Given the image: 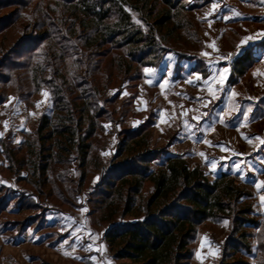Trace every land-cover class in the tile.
Instances as JSON below:
<instances>
[{
    "label": "trees",
    "instance_id": "1",
    "mask_svg": "<svg viewBox=\"0 0 264 264\" xmlns=\"http://www.w3.org/2000/svg\"><path fill=\"white\" fill-rule=\"evenodd\" d=\"M27 1L23 7H28ZM54 1L66 8L58 17L42 14L36 23L32 22L33 14L27 16L19 27L25 33L31 25L34 39L23 56L17 61L8 60L9 65L0 73L1 108L11 97L26 96L27 87L34 99L47 91L52 101L51 114L39 117L34 138H27L22 148L9 147L8 139L2 141L5 144L2 154L9 163L7 171L18 183L33 186L41 194L45 193V185L54 182L60 184L59 194H66L84 183L83 177L78 180L69 177L72 165L81 168L84 175L96 170L100 182L90 195L88 206L96 227L106 229L105 241L110 252L116 251V264H199L196 251L203 227L217 226L224 220L230 221L231 237L223 246L219 244L223 252L218 264H249L247 256L254 254V241L255 262L264 264V221L254 215V188L236 176L224 173L211 181L201 168L192 169L183 157L151 149V131L146 125L121 132L127 139L121 145V162L93 163L94 150L99 145L91 140L105 132L101 115L108 113L99 114V110L110 88L107 79L103 81L110 75L109 66L104 69L99 59L108 51H121L114 56L121 57L118 65L123 79L134 77L143 81L145 69L158 68L172 52L163 45L161 30L171 24L173 27L167 30L171 37L185 28L183 15L196 5L188 0ZM131 12L140 14L142 24L137 25ZM34 14L40 15V11ZM30 21L31 24H24ZM16 25L10 21L0 26V35ZM24 41L11 46L7 57L3 53L7 47L0 42L1 59L6 57L7 61L15 55ZM5 61L0 62V70L7 64ZM255 62L250 52L238 58L231 79L235 75L244 76ZM134 100H128L123 109L110 110V116L113 119L135 116L130 106ZM21 153L25 155L19 156ZM96 154L101 158L100 153ZM24 171L27 176L22 175ZM68 181L72 185L61 188ZM147 186L150 194L145 193ZM8 191L0 186V213ZM80 199L75 196L76 202ZM76 202L73 206V200L67 204L76 208ZM100 210L98 224L94 216ZM211 239L217 243L215 238Z\"/></svg>",
    "mask_w": 264,
    "mask_h": 264
},
{
    "label": "crops",
    "instance_id": "2",
    "mask_svg": "<svg viewBox=\"0 0 264 264\" xmlns=\"http://www.w3.org/2000/svg\"><path fill=\"white\" fill-rule=\"evenodd\" d=\"M212 2L213 0H205L200 2L199 5L209 9V15H207L208 18L204 19L206 21L204 24L220 29L221 40H223L227 31L230 32L237 28L241 30L243 28L241 30L242 34L240 31L236 33L238 37L235 40L234 52L221 47L216 52L204 50L201 57L178 52L167 54L158 68H149L153 71L145 72L143 84L140 88V97L135 100L136 113L137 115H142V119L146 118V113H150L154 117L156 125L158 123H167L161 118L163 117L162 114H158V108L146 104L143 106L144 91L159 93L160 89L165 88L169 92L166 87L167 83H164L165 81L170 82L173 87L188 83L191 89L198 90L199 95H193L189 92L185 94L188 101L192 100L193 103H200L201 111L194 110L191 116L188 113V118H186L185 124L179 132L180 135L178 133L179 136H176L178 138L177 141L184 144L187 150L182 152L172 151L171 149L174 145L171 144L167 154L183 157L192 169L201 168L212 181L221 174L230 173L241 182L251 185L254 188L256 197L254 215L259 221H264V201H262L264 184L259 183L264 181V0H215L218 4V8L215 10L211 8ZM222 29L224 30L222 31ZM246 37H252V39L242 43ZM205 52L210 55L205 56ZM247 52H250L256 60L253 74L261 78L258 80V84L263 95L254 97L251 93V96L238 99L236 97V89L239 87L238 82H231L233 64ZM221 57H227V59H221ZM224 67H228L229 71L225 74L224 92L221 93L217 91L221 87L217 82L219 79L218 70H222ZM196 73H201L203 78L197 79ZM209 76H215L216 79L209 80ZM162 84L164 85L163 87H161ZM201 91L208 94L205 95ZM233 92L235 94L230 95ZM45 93L50 99V94L47 91H44L36 99L29 92L21 99L12 97L7 104L15 108H21L23 112L34 111L40 104L42 105L44 99L47 100ZM159 94L162 95L161 93ZM216 96H219L220 99H215ZM38 102H40L39 105ZM222 112L223 115L221 116ZM204 113H208V115L204 116ZM246 113L247 119H245ZM165 115L167 120L170 119L171 114L165 113ZM201 116L203 119H195V117ZM142 119L137 117L133 121L135 123L139 122L137 125H141L143 123ZM36 120L37 118L34 122ZM243 124L250 131L246 133L242 141H245L246 144L255 142L252 149L248 148L243 151L238 148L236 141L226 140L223 142L222 139H219L211 144L217 150V154L206 155L202 164H192L193 166L190 164V158H195L197 155L192 153L190 148H193L196 152L198 151L197 148L208 144L210 130L214 129L215 131L220 128L233 133L242 129ZM260 125H262V129L259 130ZM12 129V132H10V129L6 131L4 126H1L0 118V133H2L0 135V144H2L3 140L8 139L12 143L11 147L19 148L23 145L24 140L17 142L18 140L15 136L18 135L14 133L16 128ZM2 151L1 147L0 155ZM213 162L217 165L215 169L211 166ZM0 164L3 163L1 162ZM237 165L240 167L237 168ZM258 184L259 186H257ZM0 186L14 188L13 190L18 192L13 181L1 177V174ZM20 206V204L18 208L17 206H11L7 211L8 214L3 213L0 215V254L2 256L3 251H5V255L2 256L5 259V264H32L35 262V255L31 254L29 249L31 247H45V245L59 258V260L55 259L58 262L62 259L68 261L67 264H116L114 257L108 253L109 250L105 243V231H99L92 226L88 217L89 210L87 212L82 211L83 208H87V205L81 204L78 208L69 210L50 207L45 212V220H47V225L49 226L47 230L38 229L34 226H18L19 224H17L18 222L13 216L21 213L19 212ZM97 234L99 235L97 236ZM204 244L205 246L216 245L210 236L202 238L201 246ZM253 250L254 254L251 255L253 258L250 259L247 256L249 264H256L257 245H254ZM93 256L96 257L95 260L91 259ZM36 257L43 258L40 253ZM0 264H2L1 259ZM37 264H56V262L50 263L41 260Z\"/></svg>",
    "mask_w": 264,
    "mask_h": 264
},
{
    "label": "rangeland",
    "instance_id": "3",
    "mask_svg": "<svg viewBox=\"0 0 264 264\" xmlns=\"http://www.w3.org/2000/svg\"><path fill=\"white\" fill-rule=\"evenodd\" d=\"M26 0H23L22 3L17 2L16 0H0V26L7 25L8 22L13 21V23H17L18 25L16 26H10L8 29V32L6 34H1L0 35V42L5 45V50L4 54L7 57V52H11L12 48L9 49L11 46H14L16 42L18 43L20 40H25L21 46H19L18 49L15 51V55H11L10 58H7V61L4 59L6 57H3V60L1 59L2 57L0 56L1 61L0 62H7L6 65H4V69L0 70V73H3V70L9 65L8 60H15L20 59L26 51V48L31 42L30 40L34 39L32 36L34 35L33 28L30 27L27 28L26 32H24V29L20 28L19 25L23 26V22H26L27 16H30L33 14L35 18L33 19V23H36L39 19V16L42 14L48 16V17H58L59 13L64 10L66 7H61L59 4L56 5L54 0H28L27 3L29 4L28 7H23V2ZM205 0H188L191 4L196 5L195 9L185 15H183V19H186L185 24L186 27L183 29H179L178 31L175 32V34L171 37L168 36L167 30L172 28L173 26L170 24L168 27L164 28L160 32V37L164 38L163 45H165L166 48L171 50L172 52H178V53H183V54H190L193 56H203L202 52L204 50L210 51V52H216L219 51L221 47L225 50H230L234 52L235 50V40H237L236 33L240 31L242 34L241 30L237 28L236 30L233 31H227L225 33L223 40H221L220 37V29H217L214 26L211 25H205L204 22H206L204 19L208 18V10L207 7H201L203 5H199L200 2H203ZM2 5H4L2 7ZM36 9H39L38 11H35ZM56 10L54 13L53 10ZM40 15L34 14V12H39ZM132 13V18L134 21H136L137 25L142 24L140 20V14L131 12ZM17 21V22H16ZM32 23V24H33ZM154 23V20H153ZM24 24H31L30 22L24 23ZM9 26V25H8ZM18 27V29H17ZM31 28V29H30ZM217 29V30H216ZM224 29H222L223 31ZM26 37H24V36ZM25 38V39H24ZM28 40V42L26 41ZM221 40V41H220ZM26 42V43H25ZM215 45V47H213ZM16 46V45H15ZM17 46V47H18ZM116 48V47H115ZM114 48V49H115ZM15 50V48L13 47ZM120 54L121 51H112V52H107L105 55L99 59L101 66L106 69L109 66V69H107L110 73V75L105 76L104 80L107 79V85L110 86L109 90H106V96L108 97L106 99L105 103H101L99 114H106L108 115H101L103 117L102 123L105 126V132L100 135V137H93L91 141H93L98 148H96L94 151L97 153L101 154V158L98 157L96 153H94V156L96 159H93V163L97 165L101 163V161L105 162L106 164H116L118 162H121V145L122 142L123 144L126 142V137L121 136V132L124 129L130 128L131 130H137L139 126L141 125H146L147 129L151 131V138H150V148L155 150V149H160V150H168L169 146L174 145L172 147V151H179L182 152L184 150H187V147L184 146L180 141H177L178 137L180 135V130L182 129V126L185 124L186 118H188V113L191 114L193 111H201L200 108V103H193L192 100L188 101V98L185 93H190L193 95H199L198 90H193L190 88L188 83H184L181 85H177L176 87H173V85L168 82L166 84V87L169 89L167 92L164 89H160L159 93L158 92H150L148 93L147 91H144L142 103L143 106L144 104L150 105L152 107L158 108V114H162L163 121H166L167 123H154V117L150 115V113H146V118L142 119V115H137L136 113V106H135V100L140 97L141 94V85L143 84V81L139 82L137 81L134 77L133 78H127L123 79V71L120 70V66L118 65L119 60H121V57L114 56L115 54ZM121 56V55H120ZM2 66V65H1ZM6 66V67H5ZM132 69L135 68V65H132ZM254 67V65H253ZM253 67L242 77L238 78L237 75L232 78L231 82L236 83L238 82L239 87L236 89V97L238 99L240 98H245L248 96H251L252 94L254 97H261L263 95V92L260 90L261 87L258 84L261 78L254 76L253 74ZM133 72V70L131 71ZM233 75V73H232ZM130 79V80H129ZM238 79V80H237ZM124 80V81H123ZM2 81V80H0ZM139 82V83H138ZM137 85V86H136ZM171 85V86H170ZM172 87V88H171ZM252 89V90H251ZM27 92H31L30 87H27ZM202 93L204 91H201ZM210 93V92H209ZM252 93V94H251ZM120 94V95H119ZM203 94L207 95L208 93L204 92ZM119 95V97H118ZM47 100L44 99L42 105L38 106L35 108L34 111H21V108H15L12 105L6 104L4 107H0V118H1V126L5 128L6 131L10 129L12 132V128H16V131L14 132L15 136L17 138V142L19 140H24L23 142L25 143L27 138L33 139L34 138V132H35V123L41 116L40 114H51L52 112V101L51 98ZM23 97V96H22ZM15 98V97H14ZM135 99L134 103H132L130 106L133 107L135 111V116L130 115L128 118L123 119V118H115L110 116V110L114 109H123V105L127 103L128 100L130 99ZM12 97L10 98V100ZM21 99V97H19ZM111 99H115L112 103H109ZM46 100V101H45ZM102 102V101H101ZM104 102V101H103ZM129 106V107H130ZM203 108V107H202ZM25 110V108L23 107ZM154 109V108H152ZM93 112H95L93 110ZM240 112V111H239ZM166 114H171L170 119L167 120ZM18 114V115H17ZM42 114V115H43ZM39 116V117H38ZM101 117V118H102ZM139 118L143 120V123L141 125H137L138 123H135L133 120L134 118ZM37 118V120L34 122V120ZM132 119V121H130ZM115 121V122H114ZM122 121V122H121ZM34 122V123H33ZM114 122V123H113ZM162 124V125H161ZM166 125V126H165ZM245 124H243V128L239 129L236 132H228L224 129L218 128L217 130L214 131L210 130V134L208 136V144L205 146H202L200 148H197L198 151L195 152L193 148H190V151L192 153L197 154L195 158H190V164H202L203 158L207 155H215L217 154V150L214 149L211 144L215 142L216 140L222 139L224 141H230L234 140L237 142V146L239 149H242L243 151H246V149L253 148V143L255 142H250L247 143L243 140V137L246 135V133H249L250 129H246L244 127ZM18 127V128H17ZM223 127V125H222ZM259 130L262 129V125L259 126ZM257 129V130H258ZM20 131V133H19ZM179 133V135H178ZM220 134V138H219ZM175 136V137H174ZM174 138V139H173ZM6 140V139H5ZM7 144L9 147H11L12 143H10L8 140ZM125 141V142H124ZM177 141V142H176ZM174 142V144H173ZM21 146V148L24 146ZM5 144H0V146L3 148ZM0 147V148H1ZM19 149L18 147H12ZM25 152V151H24ZM203 152L205 153L204 156H201L200 153ZM25 153L19 154V156H23ZM93 156V157H94ZM120 156V157H119ZM127 156V155H126ZM126 156H124L126 158ZM0 174L1 177L5 179H11L13 183L15 184V188L18 190V192H15L13 189L14 188H7L8 191V197L7 199L1 204V208H4V210L0 213H7L8 209L11 208V206H17L20 204L21 206L19 207L21 212L19 215L13 216L15 220H17L18 226H34L38 229H49V226L47 225V220H45V212L49 210L50 207H54L57 209H63V210H69V209H75L72 208L74 203L76 202L75 196L79 195L80 200L76 202L78 204V207L81 206V204L87 205L88 208V217L91 220L92 226L96 228L99 231H105L103 229L97 228L95 221L93 217L91 216V207L88 206V200L90 198V195H92L95 191V189L99 186L100 178L96 176V170L89 172V174L84 175L82 172L81 168H77L76 165H72L71 172L69 170V177L72 179L78 180L79 177H83L84 183H82L81 188H73V191L70 189L66 194L62 193L59 194L58 188L60 187L57 183H48L47 185L44 186L45 193L41 194L40 192H37L33 186H30L28 184H21L17 182V178H15L11 172L7 171L8 165L7 159L4 154L0 155ZM192 165V166H193ZM205 172V171H204ZM22 175L27 176V172L24 171ZM96 176V177H95ZM55 178V177H54ZM98 178V179H97ZM53 181H57L54 179ZM212 181V180H211ZM72 185L70 182H66L65 185L61 184V188H64ZM149 185V184H148ZM148 187H146L147 193H151L148 190ZM249 192L251 191L248 189ZM66 196L70 197L71 201L73 200L72 206H69L67 203L71 201H67ZM74 198V199H73ZM256 198V197H255ZM76 207V208H78ZM95 208V207H93ZM96 209V208H95ZM121 210V206H120ZM102 211L100 210L99 212H96V215L94 216L97 220V223L100 224L98 221L99 218H101V213ZM121 218H118L117 221H120ZM225 221V220H224ZM224 221L220 225H205L202 229V238L205 236H210V238H215V243L216 245L214 246H201V241L200 244L197 248L196 251V260L198 261L199 264H218L219 259L221 258V251L220 245L223 246L226 240H228V236L231 237L230 233V221H228L227 225H225ZM104 223V222H103ZM105 225V223L103 224ZM106 243V242H105ZM220 244V245H219ZM107 245V244H106ZM219 245V247H218ZM254 245H257V242L254 241ZM37 248V249H36ZM39 248V249H38ZM29 252L33 255H35V262L36 264L39 261H48L50 263H55L56 264H67L68 261L62 260L58 262L59 258L56 257L55 253H53L52 250L48 248V246L45 245V247H31L29 249ZM223 252V251H222ZM1 253V251H0ZM42 254V259L37 258L38 256ZM114 257V254L116 251L113 252H108ZM199 254V255H198ZM5 255V251H3L2 256ZM1 256V254H0ZM0 257L2 264H5V259L3 257ZM248 258L252 259L253 256H248ZM55 259H58L55 261ZM115 259V258H114ZM32 263V264H35ZM116 263V261H115Z\"/></svg>",
    "mask_w": 264,
    "mask_h": 264
},
{
    "label": "snow or ice",
    "instance_id": "4",
    "mask_svg": "<svg viewBox=\"0 0 264 264\" xmlns=\"http://www.w3.org/2000/svg\"><path fill=\"white\" fill-rule=\"evenodd\" d=\"M211 8H212L213 10H215V9L218 8V4L215 2V0H213V2H212V4H211ZM250 39H252V37H246L245 40L242 41V43H244V42H246L247 40H250ZM213 47H215V45H213ZM204 55H205V56H208V55H210V54L207 53V52H205ZM221 59H227V57H221ZM209 63H211V61H209ZM152 71H153V70H152V69H149V68H146V69H145V72H152ZM228 71H229L228 67H224L222 70H218L219 79H218L217 82L221 85V87H220L219 89H217V91H219V92H221V93L224 92L223 85H224V82H225V79H226V75H225V74L228 73ZM196 77H197V79H202V78H203L201 73H196ZM215 79H216L215 76H209V80H215ZM164 83L166 84V83H168V82L165 81ZM163 86H164V85L162 84L161 87H163ZM209 90L211 91V89H209ZM234 94H235L234 92H233V93H230V95H234ZM45 95H47V93H45ZM215 99L219 100L220 97H219V96H216ZM39 103H40V102H38V105H39ZM203 115H204V116H207L208 113H204ZM222 115H223V112L221 113V116H222ZM195 119H197V120H201V119H203V117H202V116H201V117H195ZM245 119H247V113L245 114ZM0 135H2V133H0ZM206 142H207V141H206ZM200 155H201V156H204L205 153L201 152ZM211 166H212L213 169H215L217 165H216L215 162H213ZM236 167L239 168L240 166L237 165ZM97 179H98V178H97ZM259 183H260V184H264V181H260ZM257 186H259V184H258ZM262 201H264V197H262ZM82 211L87 212L88 209H87V208H83ZM224 223H225V225H227L228 221L225 220ZM98 235H99V234H97V236H98ZM198 255H199V254H198ZM91 259H92V260H95L96 257L93 256V257H91Z\"/></svg>",
    "mask_w": 264,
    "mask_h": 264
}]
</instances>
